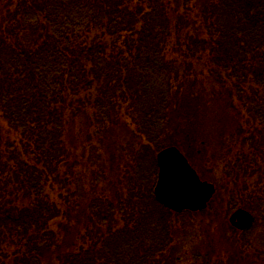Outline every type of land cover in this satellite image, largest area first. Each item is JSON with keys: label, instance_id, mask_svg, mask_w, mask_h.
Returning <instances> with one entry per match:
<instances>
[{"label": "trees", "instance_id": "trees-1", "mask_svg": "<svg viewBox=\"0 0 264 264\" xmlns=\"http://www.w3.org/2000/svg\"><path fill=\"white\" fill-rule=\"evenodd\" d=\"M202 79L250 114L214 200L264 227V167L259 215L232 178L264 165V0H0V264H201L180 257L178 223L213 202L177 214L154 188L158 153L180 147L163 142L173 107L209 118ZM90 145L107 159L85 177ZM230 229L208 264H242L254 229Z\"/></svg>", "mask_w": 264, "mask_h": 264}, {"label": "rangeland", "instance_id": "rangeland-1", "mask_svg": "<svg viewBox=\"0 0 264 264\" xmlns=\"http://www.w3.org/2000/svg\"><path fill=\"white\" fill-rule=\"evenodd\" d=\"M201 83H204L205 85H203V91L206 93V100L210 102L209 104L206 102L205 105L202 106L205 107L206 104H208V109H206L205 114L207 113L209 118L202 116L199 112L202 109H197L196 107L193 108L197 110H191L188 112L189 114L185 113V109H183L182 112H179L173 107V113H170L173 123L169 126L163 142L169 144L170 141H177V144L180 146L177 148H179L186 156L188 155L193 168H197L198 170L202 169L203 174L208 177L207 181L218 186L217 183L221 184L227 178L224 177L225 173L228 171L227 164L224 161V159H226L225 156L228 152L231 155H234L237 152L235 145L240 140V138L237 139L236 136L238 129L237 126H245L246 120L250 117V114H248L246 110L242 111L236 109L241 108L240 101L238 97L231 92L228 86L223 90V94L225 93L223 96H226L225 99L223 96L221 99H211L212 97L208 94V91L213 87L215 88V86L206 79H202ZM245 88L254 87L252 85H245ZM254 89L255 92L250 93L257 95L259 89ZM260 92L261 95H258L257 100L264 102L263 91ZM184 99L193 104L188 100V97H185ZM218 100H222L223 103L218 105ZM223 106L224 109L221 108ZM217 113L218 116H215ZM79 128L80 125L78 123H73L69 129L70 134L75 135L77 141H80V138H77V133L80 131ZM245 129L247 130L248 127L245 126ZM195 132L199 133L197 134ZM263 135L264 133L262 136ZM262 136L261 138L264 140ZM105 156L107 159V155ZM88 158L89 160L84 163L86 171H83L84 174L82 172L85 177H89L90 171L94 170V165L100 166L101 164L103 167V163L105 162V158L103 161H99V152L97 151V148L92 145L88 147ZM257 162L259 161L254 160L252 165L249 166L250 168L246 167L239 169L237 172L238 175L233 176L232 178L238 177L239 183L242 182V185L238 183L237 188L240 191L241 196L246 199V201L243 202L247 204L252 212H256L259 215L260 208L258 204H260L259 199L262 193L261 188L257 185V181L261 178L260 174H263L264 169H261L264 165L262 166ZM252 169H254L253 174H250ZM244 180L246 181L243 182ZM88 191L91 193L89 187ZM111 191L112 188H110L109 192ZM249 193H252L253 197L249 196ZM221 203V201L217 203V201L214 200L211 204L210 211L196 217L185 216L181 221L183 223H178V229L181 230V236L176 244L180 257H183L187 250L190 253V256L199 252L201 253L199 254L201 255V260H199L198 263L208 264V255L210 253L217 254L220 251L219 249H221L220 246L222 242H228L227 244H223V250L227 252L230 251L228 235H230V238L233 237L232 239H234L235 236V232L232 231L230 227L234 229L237 228L230 224L231 215L228 217L225 216V213L227 214L228 211H230L227 207L229 202H227V204L224 203L222 208ZM214 206H217L216 209H218L216 214L213 212ZM243 209L248 210L246 208ZM254 216H256L258 220L259 217L256 214H254ZM258 222L259 221H257V225L255 229L253 228L254 230L248 239L240 236V241L242 243L252 242V245L245 250L248 252L245 253L244 251V254L241 255V260H243L242 264H252L249 260L251 258L250 255H256L259 251H264V227ZM233 249L234 248L232 247L231 250ZM178 264H196V261L192 258H186L180 260ZM210 264H212V262Z\"/></svg>", "mask_w": 264, "mask_h": 264}, {"label": "water", "instance_id": "water-1", "mask_svg": "<svg viewBox=\"0 0 264 264\" xmlns=\"http://www.w3.org/2000/svg\"><path fill=\"white\" fill-rule=\"evenodd\" d=\"M158 179L154 188L156 201L170 211L181 214L200 212L216 193L215 186L200 179L177 147L163 149L157 155ZM254 217L246 210H237L230 218L238 230H250Z\"/></svg>", "mask_w": 264, "mask_h": 264}, {"label": "flooded vegetation", "instance_id": "flooded-vegetation-1", "mask_svg": "<svg viewBox=\"0 0 264 264\" xmlns=\"http://www.w3.org/2000/svg\"><path fill=\"white\" fill-rule=\"evenodd\" d=\"M238 209H240V208H238ZM238 209H236V210H238ZM234 211H235V210H234ZM234 211H233V212H234ZM233 212H232L231 214H233Z\"/></svg>", "mask_w": 264, "mask_h": 264}, {"label": "bare ground", "instance_id": "bare-ground-1", "mask_svg": "<svg viewBox=\"0 0 264 264\" xmlns=\"http://www.w3.org/2000/svg\"><path fill=\"white\" fill-rule=\"evenodd\" d=\"M234 214V213H233Z\"/></svg>", "mask_w": 264, "mask_h": 264}]
</instances>
